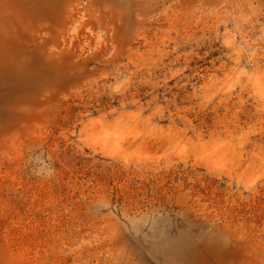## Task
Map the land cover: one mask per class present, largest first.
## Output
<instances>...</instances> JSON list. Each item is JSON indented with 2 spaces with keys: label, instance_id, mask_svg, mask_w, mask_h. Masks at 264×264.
<instances>
[{
  "label": "rangeland",
  "instance_id": "1",
  "mask_svg": "<svg viewBox=\"0 0 264 264\" xmlns=\"http://www.w3.org/2000/svg\"><path fill=\"white\" fill-rule=\"evenodd\" d=\"M0 264H264V0H0Z\"/></svg>",
  "mask_w": 264,
  "mask_h": 264
}]
</instances>
